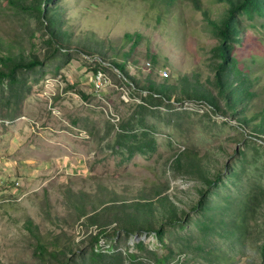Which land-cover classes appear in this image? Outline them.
<instances>
[{
	"label": "rangeland",
	"instance_id": "374dc122",
	"mask_svg": "<svg viewBox=\"0 0 264 264\" xmlns=\"http://www.w3.org/2000/svg\"><path fill=\"white\" fill-rule=\"evenodd\" d=\"M53 1L70 50L45 60L33 13L0 5V41L21 42L42 61L0 85V264H55L48 257L54 247L68 264H264V135L244 132L199 102L149 99L135 83L146 77L150 55L158 82L195 68L209 76L217 40L200 14L182 7L180 31L144 20L147 4L139 0ZM245 26L264 51V19ZM135 31L143 37L130 58L135 67L127 65L129 79L108 63L111 51L91 56L80 48H118L124 33ZM259 64L263 84L264 60ZM118 137L132 144L152 138L154 149L129 157ZM185 157L224 177L207 186ZM156 191L186 215L165 229L162 242L124 232L92 242L97 230L87 217L109 198L132 201ZM38 245L47 252L39 255Z\"/></svg>",
	"mask_w": 264,
	"mask_h": 264
},
{
	"label": "trees",
	"instance_id": "16d2710c",
	"mask_svg": "<svg viewBox=\"0 0 264 264\" xmlns=\"http://www.w3.org/2000/svg\"><path fill=\"white\" fill-rule=\"evenodd\" d=\"M137 1V0H135ZM147 4L143 15L144 20L153 18L156 26L169 30L182 31V7L189 6L200 14L207 24L212 36L217 40L210 47L209 76L202 78L201 72L195 68L190 74H184L171 79L159 76L160 81L152 79L151 75L157 64L155 55L148 56V73L142 80L135 81L142 90L147 92L149 99H162L170 102L195 101L205 104L213 112L231 116L235 126L249 134L264 135V101L257 107L261 94H264V83L256 73L261 69L264 51L261 43L250 35L244 34L247 20L264 19V0H139ZM53 0H0V5L8 7H26L38 21V31H43V45L45 58H55L56 55L66 54L70 49L69 34L61 27V16L56 8L49 7ZM214 5L217 8H214ZM150 16V17H149ZM149 24H147L148 26ZM179 25V26H178ZM158 27V28H159ZM160 27V28H161ZM37 34V33H36ZM142 33L126 32L122 37V44L116 48L111 44L100 43L95 47L80 45L88 55L106 54L108 63L126 75L127 65L135 67V60L130 61L136 46L142 38ZM129 48L123 51V47ZM106 46V47H105ZM259 64V65H258ZM42 66V61L29 49H23L21 42L0 41V85L6 80L14 82L17 74ZM136 70V69H135ZM164 70V69H163ZM160 72H162L160 70ZM131 79V78H130ZM134 80V79H131ZM264 142V141H263ZM116 144L123 147L132 157L135 153L153 151L155 142L152 138L144 139L132 144L128 138L118 137ZM186 166L199 174L204 184L213 188L222 180L223 174H211L198 168L197 160L187 159ZM226 171V176L229 174ZM208 174V176H207ZM210 176H214L211 179ZM210 192L206 196H210ZM152 198L140 197L132 201H119L111 197L99 211L87 217L88 223L95 227L97 233L92 239L97 245L100 237L116 236L124 232L128 236L152 234L160 242L167 227H177L186 222L185 214L179 216L180 209L170 200L168 195L156 191ZM200 197V195H199ZM200 205L195 203V210ZM32 230V225L26 222ZM37 240V236H35ZM38 241V240H37ZM97 248V246L95 247ZM39 255L47 251L40 245ZM50 252V253H49ZM48 257L54 259L55 264H68L62 260L65 252L57 247L49 251ZM68 252H72L71 249ZM100 252L93 251L94 256ZM60 257V258H59Z\"/></svg>",
	"mask_w": 264,
	"mask_h": 264
},
{
	"label": "built area",
	"instance_id": "2783aa9c",
	"mask_svg": "<svg viewBox=\"0 0 264 264\" xmlns=\"http://www.w3.org/2000/svg\"><path fill=\"white\" fill-rule=\"evenodd\" d=\"M93 82L95 85H97L96 87L100 86L101 85L100 77L94 75Z\"/></svg>",
	"mask_w": 264,
	"mask_h": 264
}]
</instances>
